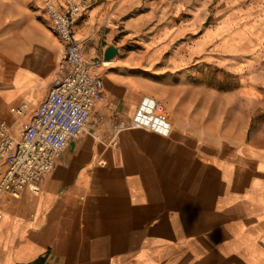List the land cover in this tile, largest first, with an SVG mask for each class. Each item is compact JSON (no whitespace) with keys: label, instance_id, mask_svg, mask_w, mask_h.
<instances>
[{"label":"crops","instance_id":"0c3cea01","mask_svg":"<svg viewBox=\"0 0 264 264\" xmlns=\"http://www.w3.org/2000/svg\"><path fill=\"white\" fill-rule=\"evenodd\" d=\"M114 1L94 0L75 23L89 60L103 58L109 39L124 49L99 31ZM62 56L48 22L0 33V122L15 134ZM241 56L213 67L214 81L173 65L157 81L170 134L126 128L106 145L99 138L111 137L114 114L130 119L145 90L117 71L128 53L112 59L98 104L105 124L69 142L37 193L2 194L0 264H264V51ZM21 101L29 111H9Z\"/></svg>","mask_w":264,"mask_h":264},{"label":"rangeland","instance_id":"374dc122","mask_svg":"<svg viewBox=\"0 0 264 264\" xmlns=\"http://www.w3.org/2000/svg\"><path fill=\"white\" fill-rule=\"evenodd\" d=\"M55 1L50 0L58 8ZM92 2L89 0L90 7ZM263 8L264 0H117L99 31L101 39L113 36L123 44L117 59L126 53L129 58L120 70L101 57L93 60H102L104 79L114 70L142 79L145 90L141 97L154 96L167 111L157 88L160 74L179 65L185 78L214 81L218 74H213V67L239 64L242 53L250 49L264 51V19L246 34L230 33L239 30L246 20H254ZM244 14L250 17L240 20ZM227 17L233 20L232 28L214 34ZM29 21L51 24L44 0H5L0 7V33L18 31Z\"/></svg>","mask_w":264,"mask_h":264},{"label":"built area","instance_id":"2783aa9c","mask_svg":"<svg viewBox=\"0 0 264 264\" xmlns=\"http://www.w3.org/2000/svg\"><path fill=\"white\" fill-rule=\"evenodd\" d=\"M44 1L52 28L63 43V56L47 94L31 109L21 132L15 134L7 120L0 122V199L5 192L16 193L25 187L37 193L40 178L55 168L69 142L82 133L96 132L106 121L98 108L105 100L102 60L86 58L74 29L77 19L89 10V0H65L58 8ZM29 110L26 101L9 106L17 115ZM126 128L169 135L172 123L154 96L143 95L130 119L114 114L111 137L99 140L117 144L118 133Z\"/></svg>","mask_w":264,"mask_h":264},{"label":"bare ground","instance_id":"6f19581e","mask_svg":"<svg viewBox=\"0 0 264 264\" xmlns=\"http://www.w3.org/2000/svg\"><path fill=\"white\" fill-rule=\"evenodd\" d=\"M238 1V0H235V2ZM250 16L247 15V14H244V15H241L239 17L240 20L242 19H247L249 18ZM264 19V8H263V12L260 13L254 20L252 21H245L244 22V25L239 29V30H234V31H230V33L232 35H235L238 33V35H242V34H246V32H250L252 31L251 29H253L255 27V25L259 22H262V20ZM232 24H233V20H229V17L225 18L222 23L218 26H216V29L215 31H207L206 33L207 34H211L212 32L215 34V33H219L220 31L222 32H225V31H228L232 28ZM110 61H113V60H109V61H104V63H109ZM107 81V78L105 77V82ZM135 110V108H134ZM133 110V111H134Z\"/></svg>","mask_w":264,"mask_h":264},{"label":"water","instance_id":"95a60500","mask_svg":"<svg viewBox=\"0 0 264 264\" xmlns=\"http://www.w3.org/2000/svg\"><path fill=\"white\" fill-rule=\"evenodd\" d=\"M121 50V46L115 44L113 41H109L103 52V59L106 61L115 58Z\"/></svg>","mask_w":264,"mask_h":264}]
</instances>
